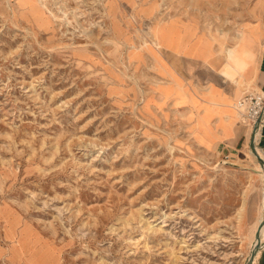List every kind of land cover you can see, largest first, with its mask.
<instances>
[{"label":"rangeland","instance_id":"rangeland-1","mask_svg":"<svg viewBox=\"0 0 264 264\" xmlns=\"http://www.w3.org/2000/svg\"><path fill=\"white\" fill-rule=\"evenodd\" d=\"M128 4L0 0V264H241L247 256L235 212L246 203L243 233L264 214L250 125L235 110L251 87L227 109L243 143L203 146L196 99L171 72L163 73L170 81L157 76L151 58L158 25L184 16L217 43L221 72L241 85L243 62L256 53L239 35L264 46V0ZM232 50L236 70L225 60ZM173 86L175 98L162 94ZM257 251L255 264H264V240Z\"/></svg>","mask_w":264,"mask_h":264},{"label":"crops","instance_id":"crops-1","mask_svg":"<svg viewBox=\"0 0 264 264\" xmlns=\"http://www.w3.org/2000/svg\"><path fill=\"white\" fill-rule=\"evenodd\" d=\"M128 1L122 0L125 6L130 7ZM150 16L144 12L139 14L142 20ZM118 27L123 28L121 25ZM157 43L158 60L151 58L153 64L158 65L156 75L170 81L171 78L163 73L171 72L183 87L186 86L184 94L187 99L194 97L199 106L198 113L204 115L201 130L196 133L197 143L210 148L219 146L218 148L221 147L222 150L240 146L246 132L239 125L237 117L231 114L234 110L230 113L227 109L238 96L237 90L242 87H251V92L247 93H254L256 89L264 91V46L260 51L255 49L254 43L253 48L251 46V52L256 55L248 62H243L242 73L239 75L242 79L240 85L237 81L230 80L227 74L221 73L224 61L218 55L217 43L211 36L204 34L195 21L184 16L170 17L158 25ZM190 67L198 68V71L194 72V69L189 71ZM191 78L207 81L208 84L201 89L198 87L193 89L184 83ZM193 84L197 86L196 83ZM208 86H212V89L206 92ZM195 90H199L198 93ZM176 91V86H173L162 91V94L175 98ZM201 93H205L206 96L199 97ZM186 104L190 108V103ZM259 143L264 151V130Z\"/></svg>","mask_w":264,"mask_h":264},{"label":"bare ground","instance_id":"bare-ground-1","mask_svg":"<svg viewBox=\"0 0 264 264\" xmlns=\"http://www.w3.org/2000/svg\"><path fill=\"white\" fill-rule=\"evenodd\" d=\"M240 41L243 42L245 44V52H249L250 54V45L252 43H255V38L252 35V33H249V37L248 35H246L245 30L242 31V33L239 35ZM253 48V47H252ZM254 50V49H253ZM244 52V53H245ZM237 51H230L229 53H227V56L225 58L226 60V64L230 67V69H234L231 65V61L233 58H235ZM252 55V52L250 54V56ZM252 58V56H251ZM234 66V65H233ZM236 70V69H234ZM238 72V71H237ZM236 72V73H237ZM223 75H225V72H221ZM242 73V72H241ZM237 75V74H236ZM239 75V74H238ZM258 129L255 131V139H254V146H255V151L257 156H259L262 160H264V153H263V148L260 146L259 141L261 140V135L263 133L264 130V108L262 110V113L260 114L259 118H258ZM252 126H249L248 128V140H247V154L250 156L252 162L254 163V167L253 169L258 172L261 176V179H263L262 181H264V166L259 164V161L257 160V157L255 156V154H253V152L251 151L250 147H249V140H250V135L252 132ZM222 164H226L225 161L221 162ZM246 193V192H245ZM243 201H245V199H243ZM245 203V202H244ZM246 204V203H245ZM245 204H242V206L235 212V219H236V223H237V227H236V231L237 234L240 237H243L244 240L246 241L247 244V256L245 258V260H243L241 262V264H246V261L250 255L251 250H253L255 244L257 243L256 239H255V233L257 232V228L259 226V223L261 222V220H263L264 218V214L263 215H259L256 219V221L248 227L247 232L243 233L242 232V224H243V220L245 218ZM235 228V227H234ZM21 240V239H20ZM264 240V225L261 227L260 231H259V240H258V245L260 246L261 243ZM19 242V241H18ZM239 242V241H238ZM258 250V249H257ZM43 252V251H42ZM38 254V253H37ZM41 254V253H40ZM39 255V254H38ZM40 256V255H39ZM258 257V251H256L255 256L253 258L252 264H255V261Z\"/></svg>","mask_w":264,"mask_h":264},{"label":"built area","instance_id":"built-area-1","mask_svg":"<svg viewBox=\"0 0 264 264\" xmlns=\"http://www.w3.org/2000/svg\"><path fill=\"white\" fill-rule=\"evenodd\" d=\"M264 108L263 94L245 93L235 102V110L242 115L244 122L254 126Z\"/></svg>","mask_w":264,"mask_h":264},{"label":"water","instance_id":"water-1","mask_svg":"<svg viewBox=\"0 0 264 264\" xmlns=\"http://www.w3.org/2000/svg\"><path fill=\"white\" fill-rule=\"evenodd\" d=\"M258 121V120H257ZM258 129V122H256L252 128V132L250 135V140H249V147L251 149V151L253 152V154H255V156L257 157V160L259 161V164L264 166V160H262L259 156H257L256 151H255V146H254V139H255V131ZM264 225V218L263 220H261V222L259 223V226L257 228V232L255 233V239L257 241V243L255 244L253 250H251L250 255L246 261V264H252L253 258L255 256V253L259 247L258 245V240H259V231L261 229V227Z\"/></svg>","mask_w":264,"mask_h":264}]
</instances>
